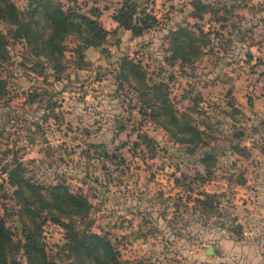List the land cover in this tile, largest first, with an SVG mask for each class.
Segmentation results:
<instances>
[{
    "label": "rangeland",
    "instance_id": "1",
    "mask_svg": "<svg viewBox=\"0 0 264 264\" xmlns=\"http://www.w3.org/2000/svg\"><path fill=\"white\" fill-rule=\"evenodd\" d=\"M60 1L65 10L98 9L110 34L100 47L67 36L58 72L0 20L8 50L0 62V213L15 242L9 262L92 264L45 212L35 218L44 256L27 253L30 216L7 182L21 165L31 183L84 193L87 229L106 236L126 264H264V0H134L158 19L139 36L115 26L124 0ZM196 3L207 6L201 18ZM181 26L205 32L193 61L173 58L171 33ZM125 59L143 74L127 79ZM159 83L204 130L203 143L177 142L153 121L145 99ZM205 192L217 194L209 213L197 201ZM66 221L80 232L88 222Z\"/></svg>",
    "mask_w": 264,
    "mask_h": 264
},
{
    "label": "trees",
    "instance_id": "2",
    "mask_svg": "<svg viewBox=\"0 0 264 264\" xmlns=\"http://www.w3.org/2000/svg\"><path fill=\"white\" fill-rule=\"evenodd\" d=\"M206 9V5L196 3L193 14L201 18V14ZM137 14L140 17H136ZM99 16L98 9H93L90 15L71 8L65 10L60 0H29L24 10H20L12 0H0V20L16 26L17 38L24 39L32 46L34 53L54 63V68L58 72L64 69L61 64L65 57L67 36L78 34L83 38L85 45L93 47H100L107 39L110 31L100 23ZM113 19L117 27L130 30L137 36L152 28L158 20L148 10L138 11V3L134 0H124V4L115 13ZM202 36H206L202 29L197 32L189 26H181L172 31L173 58L182 61H193L198 58L204 52ZM6 46L5 36L0 34V62L8 59ZM77 51L81 52L82 48ZM124 64L126 68H123V74L127 79L132 73L141 72V67L131 59H125ZM142 85L146 84L143 82ZM153 87L152 98L145 99L148 107L151 108L153 121L166 129L177 142L192 146L203 143L204 130L194 123L188 112H180L176 109L169 97L167 86L159 83ZM5 94V83L0 76V98ZM146 95L144 94L145 97ZM212 157L210 155L204 159L207 175L212 174L213 163L210 162ZM21 170V165L9 169L7 182L16 188L14 194L23 204L25 213L30 216L29 224L25 227V249L28 254H33L35 257L41 254L42 258L44 256L43 248L37 238L40 225L36 223L35 218L45 212L46 220L49 219L65 229L71 251L81 250L92 264H126L106 236L87 229L90 226L87 218L91 213L92 203L84 193L73 192L64 183L49 185L31 183ZM200 195L203 198L197 201L209 213L214 209L213 204L217 194L205 192ZM72 217H81L88 221L84 231H78L73 224L66 221L67 218ZM32 222L37 225H30ZM13 246H15L13 236L0 213V264H11L9 255Z\"/></svg>",
    "mask_w": 264,
    "mask_h": 264
},
{
    "label": "crops",
    "instance_id": "3",
    "mask_svg": "<svg viewBox=\"0 0 264 264\" xmlns=\"http://www.w3.org/2000/svg\"><path fill=\"white\" fill-rule=\"evenodd\" d=\"M115 22V21H114ZM116 23V22H115ZM116 27H117V25H115ZM264 168V167H263ZM256 179H254V182L256 181V180H258V181H260L259 183H261V182H263V180L261 181V179L262 178H259L258 177V175L255 177ZM243 202H245V201H243Z\"/></svg>",
    "mask_w": 264,
    "mask_h": 264
}]
</instances>
